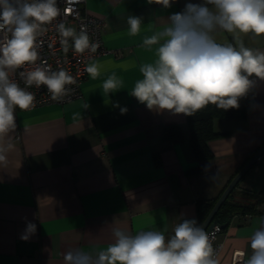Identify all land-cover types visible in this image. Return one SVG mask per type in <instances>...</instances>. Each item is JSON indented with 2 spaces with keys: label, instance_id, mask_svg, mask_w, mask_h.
<instances>
[{
  "label": "crops",
  "instance_id": "crops-1",
  "mask_svg": "<svg viewBox=\"0 0 264 264\" xmlns=\"http://www.w3.org/2000/svg\"><path fill=\"white\" fill-rule=\"evenodd\" d=\"M188 2L203 0H173L170 8L148 0H85L87 9L106 22L102 40L108 52L89 62L102 67L98 78L88 74L83 80L81 97L16 109L17 127L6 141L11 147L0 162V264H65L70 249L112 243L116 226L133 234L164 231L168 237L182 218L198 223L199 204L217 200L262 145L264 81L256 80L250 89L254 99L247 116L213 119L218 135L208 140L212 157L198 174L186 172L199 161L185 115L149 110L130 94L142 78L140 65L155 59L157 46L144 47V38ZM130 15L143 18L136 36L129 34ZM213 35L218 43H237L231 33ZM238 39L264 51V35ZM112 73L124 83L107 94L102 83ZM121 108L127 111L122 114ZM166 125H176L180 137H164ZM259 198L263 202L257 203ZM231 201L254 210L231 217L220 236L218 258L230 264L233 253L240 252L244 264L251 254L249 237L264 220V155L233 188ZM28 222L36 231L25 240Z\"/></svg>",
  "mask_w": 264,
  "mask_h": 264
},
{
  "label": "clouds",
  "instance_id": "clouds-1",
  "mask_svg": "<svg viewBox=\"0 0 264 264\" xmlns=\"http://www.w3.org/2000/svg\"><path fill=\"white\" fill-rule=\"evenodd\" d=\"M173 0H148L170 8ZM66 12L68 10H65ZM57 0H0V162L6 161L11 147L6 141L15 131L16 109L35 107V95L28 88L45 86L52 100L68 94L75 78L63 68L53 71L40 60L38 37L44 25L59 15ZM143 18H127L129 34L136 36ZM218 30L231 33L237 43L222 44L214 38ZM63 51L95 53L87 27L79 31L60 23L57 26ZM264 35V0H203L188 2L182 12L172 13L163 27L143 40L155 48V59L139 67L138 79L130 94L149 110L192 116L215 105L219 109L238 108L256 80L264 81V51L246 47L238 37ZM101 65L86 67L92 79ZM23 81L24 86L17 80ZM256 79H252V78ZM115 73L102 83L104 93L123 87ZM119 107V105H116ZM121 113L127 111L120 109ZM36 225L28 222L22 239L34 234ZM114 240L106 247L86 250L73 248L64 254L65 264H220L209 233L195 219L182 218L166 237L164 231L140 230L135 234L116 226ZM251 254L244 264H264V220L249 237Z\"/></svg>",
  "mask_w": 264,
  "mask_h": 264
},
{
  "label": "built area",
  "instance_id": "built-area-1",
  "mask_svg": "<svg viewBox=\"0 0 264 264\" xmlns=\"http://www.w3.org/2000/svg\"><path fill=\"white\" fill-rule=\"evenodd\" d=\"M57 6L61 14L52 21V23L44 25L43 27L45 30L42 35L38 37L40 60H38L37 63L44 62L50 65L53 71H58L63 68L75 78V83L67 86L70 89L67 95L55 101L51 99V94L45 86H41L40 88H36L35 86L28 88L27 90L35 95V107L51 102L63 104L74 98L81 97V85L83 80L88 76L86 67L90 65L89 62L92 58L108 52L102 40L106 22L102 17L92 14L87 9L85 0H57ZM65 10L68 11L66 12ZM60 23L74 27L77 32L82 25L86 26L90 41L99 45L97 51L95 53H89L87 51L83 54L75 53L72 50L70 41L69 51L65 53L60 44V35L57 31V26ZM17 80L23 87V81L19 80L18 76ZM222 231V225L217 222L207 230L212 238L213 247L218 257L223 248V240L220 237ZM241 256L242 254H240V252H234L230 264H240Z\"/></svg>",
  "mask_w": 264,
  "mask_h": 264
},
{
  "label": "trees",
  "instance_id": "trees-1",
  "mask_svg": "<svg viewBox=\"0 0 264 264\" xmlns=\"http://www.w3.org/2000/svg\"><path fill=\"white\" fill-rule=\"evenodd\" d=\"M253 99L254 94L250 90L246 96L240 98L238 108L223 110L217 108L215 105L210 104L206 108L194 113L192 116L185 115L191 131V146L196 158L199 161L197 166L188 168L186 170L188 174H198L204 172V162L212 157V152L209 149L207 142L209 139L218 135V133L214 132L212 127L213 119L215 117H245L251 110ZM163 136L172 139L179 138L180 133L178 127L176 125H166ZM231 193L232 191L229 193L227 198L224 200L214 215V219L217 223L228 224L233 215L254 210L253 205H241L237 202L231 201ZM215 201L216 199L201 202V204H199V224H201L205 216L208 214ZM260 202H263L262 198H259L257 201V203ZM261 211L264 212V206Z\"/></svg>",
  "mask_w": 264,
  "mask_h": 264
},
{
  "label": "water",
  "instance_id": "water-1",
  "mask_svg": "<svg viewBox=\"0 0 264 264\" xmlns=\"http://www.w3.org/2000/svg\"><path fill=\"white\" fill-rule=\"evenodd\" d=\"M264 155V142L262 145L254 152V154L241 166V168L233 175V177L230 179V181L227 183V185L224 187L223 191L213 204L212 208L208 212V214L205 216L203 221L201 222V226L207 231L210 229L214 223H216V220L214 219V215L219 209V207L222 205L224 200L227 198L229 193L232 191V189L236 186V184L239 182V180L243 177V175L247 172V170L255 163L257 160ZM223 228L227 226V223L221 224Z\"/></svg>",
  "mask_w": 264,
  "mask_h": 264
}]
</instances>
